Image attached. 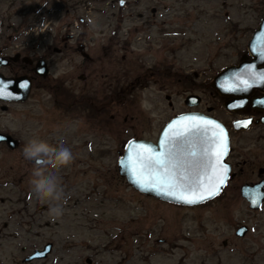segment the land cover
Returning a JSON list of instances; mask_svg holds the SVG:
<instances>
[{"label": "rangeland", "instance_id": "obj_1", "mask_svg": "<svg viewBox=\"0 0 264 264\" xmlns=\"http://www.w3.org/2000/svg\"><path fill=\"white\" fill-rule=\"evenodd\" d=\"M123 2L0 0V32H47L52 47H63L62 39L74 32L82 36L93 53L111 48L109 58L117 70L121 69L120 61L130 39L134 40L130 46L134 53H147L156 60L155 48L147 50L143 43L145 23L138 13L151 16L153 22L144 29H149L154 39L161 25L158 17H173L180 29L188 32L190 42L181 55L193 58L195 68V74L191 72L194 81L184 80L174 86L179 94L173 98V107L162 95L147 89L129 108L122 106L123 102L110 105L116 118H110V122L108 116H100L95 121L104 130L87 124L84 113L66 115L51 97L44 110L38 112L46 129L42 137L32 133L38 124L33 122L29 103L23 106L22 114L15 112L18 106L0 110L2 127L12 133L23 129L21 147L0 146V263L88 264L86 259L90 257L95 264H264V204L254 210L241 194L245 182L259 178L258 168L264 166V141H255L250 132L237 135V174L223 193L198 206L162 202L128 188L119 180L117 153L132 134L152 136L175 112L200 110L221 120L227 118L224 97L210 82L225 66L238 60L239 47H246L254 29L259 28L264 0ZM175 5L183 6L179 15ZM154 6L158 12L153 16ZM45 18L47 24L40 31L39 24ZM72 50L71 55L77 57ZM53 69L57 76L62 65L57 62ZM97 86L100 90L103 87L101 83ZM157 87L154 84V91ZM190 93L201 97L199 106L186 105ZM127 114L134 119L125 121ZM124 128H130L131 133H124ZM33 137L49 139L52 146L63 140L74 156L69 165L49 169L61 178L69 197L59 218L49 215V201L31 192L29 180L34 165L24 159L23 146ZM113 192L116 196L122 192L123 205H114L110 198ZM103 196L107 205L98 208ZM244 224L249 232L237 237L236 229ZM47 242L54 244L52 253L30 263L23 261Z\"/></svg>", "mask_w": 264, "mask_h": 264}, {"label": "flooded vegetation", "instance_id": "obj_2", "mask_svg": "<svg viewBox=\"0 0 264 264\" xmlns=\"http://www.w3.org/2000/svg\"><path fill=\"white\" fill-rule=\"evenodd\" d=\"M181 7L183 6L175 5L176 14H180ZM157 12V7H152L151 14L154 16ZM138 14L145 23L142 28L144 36L143 38L141 36V38L147 50L155 48L154 55L156 60H152L147 53H134V50L130 48L134 40L132 41L130 39L127 41L128 45L125 46V52L120 61V64H122L121 69L118 70L112 58H109L112 55L110 54L111 48L103 47L100 50H95L97 53H93L94 50L85 44L82 36L74 32L67 33L62 39L63 47H52L51 42L47 41L50 37L47 32H40L38 35L31 32H0V81L6 82L9 80V82H16V80H19L17 81L18 84L16 87L23 91L20 90L19 94L26 97L22 99L0 96V110L8 111L9 109L11 110L9 106H18L20 109L15 110V112L22 114L23 106L29 103L32 115L35 116V120L32 118L33 122L38 124V126H33L34 128L31 129L32 133L35 136L42 137L43 135L45 136L44 132H46V129L42 121L43 116L38 115V112L39 110H44L49 97H51L50 99L54 101L53 103L57 104L66 115L74 116L78 113H84L87 124L92 125L93 129L96 128L97 130L105 129L102 124L98 126V123L95 122L100 116H108V121L110 122V118H116V111H110V105L115 103L121 104L123 102L122 106L126 105L129 108V104L135 100L138 101L139 94H141L140 98H142L147 89H152L154 93L162 95L168 101L169 106L173 107V98L179 94V91L174 92V86L179 82H185L187 80L194 81V59L188 55H181V50L190 42L187 36L188 32L180 29L178 21L174 20L175 18L171 17L166 20L165 18H161L162 16H159L161 25L157 26L159 34L154 39L151 31L144 29L145 26L153 22L151 21V16L142 12ZM262 19L260 20L262 21ZM257 29H254L252 37ZM136 37L139 38L140 36ZM249 42L246 47L243 44L239 47L238 52L240 56L232 65L252 58L249 54ZM71 49L76 52L77 57L71 55ZM57 62L62 65V70L56 76L53 68ZM183 63H186V65H183ZM226 67L228 65L224 68ZM191 72L194 73L193 76ZM21 82H27L29 87L27 89L21 88ZM97 83L103 85L101 90L97 86ZM104 84H106V87ZM154 84L158 85L155 91L153 89ZM262 87H264V84ZM223 97V105L226 109L227 118L220 120L229 132L231 143L227 156V161L232 166L229 183L237 174L234 169L239 162L235 160L234 142L236 136L250 132L254 134L253 139L255 141H264V88L255 87L247 97H245L244 92L239 94V102L237 103L236 110L227 109L225 102L229 97ZM191 111H198L210 115V112L207 111V113L200 110L175 112L163 120L158 130L152 136H144V134L138 132L132 134L133 136H130L121 146V149L117 150L119 158L124 153L125 146L132 140H146L155 144L153 145L155 147H177L174 143V136H166L168 132L166 128L176 117ZM129 117L132 120L134 119L133 116L127 114L124 120L128 121ZM237 121L241 122L239 129H236L234 126ZM244 121H251V123L245 127L242 124ZM123 131L124 133H131L130 128H124ZM22 132V128H17L12 133L7 127L0 125V133L11 135L17 142L16 147H21L23 143ZM48 132H51V130ZM98 132L108 134L105 131ZM41 140L51 145L49 139L47 141L46 138ZM161 141L162 143L160 144ZM2 145L9 146L7 142H1L0 146ZM258 169L259 178L255 181H247L245 183L254 184L264 179V171L261 172L264 166H260ZM119 180L124 184L126 183L128 188L132 187L127 179L121 175ZM135 191L147 197V195L137 190ZM148 197L153 198L151 196ZM110 198L114 205H123V201H121L123 200L122 192L117 196L113 192ZM105 200L106 197L103 196L102 201H100L97 207H105L107 205ZM240 226L236 229V236L244 237L249 231L244 236L237 235V230ZM46 244L41 248H44ZM53 248L54 244H52L50 253L53 252ZM87 259L91 260V263L88 264H95L92 258L88 257Z\"/></svg>", "mask_w": 264, "mask_h": 264}, {"label": "water", "instance_id": "obj_3", "mask_svg": "<svg viewBox=\"0 0 264 264\" xmlns=\"http://www.w3.org/2000/svg\"><path fill=\"white\" fill-rule=\"evenodd\" d=\"M123 3L121 2V5ZM249 52L251 59L230 65L213 78L211 85L222 96L229 97L225 102L227 109H237L238 95L242 92L247 97L255 87L264 88L262 87L264 79L261 76L264 74V18L249 42ZM17 81L19 80L10 83L7 91L11 93V96L8 97L25 99L24 95L19 94L21 89L16 87ZM200 103L201 97L195 94L189 95L186 99V104L191 107ZM187 116H202L216 121L227 133L228 150L224 162L228 165V172L225 183L220 186V190L215 195L204 200H199V195L203 193L208 196V192L214 191L219 185L223 175L213 167L215 161L213 141L220 130L213 125L184 119ZM240 124L239 121L235 122V128L239 129ZM166 130L168 131L166 136H174L177 147H155L153 146L155 144L146 140H133L127 144L125 152L119 159L120 175L138 191L176 204L197 206L216 198L224 191L232 172V166L227 161L231 143L226 126L214 116L192 111L176 117ZM0 136L5 138L2 141H7L11 148L16 147L17 142L11 135L0 133ZM157 160H162L164 163L156 164ZM152 184L156 187L152 188ZM169 192L173 194L169 195ZM241 194L248 201L250 208L260 209L264 203V179L254 184H243ZM187 200L198 202L188 203ZM247 231L248 226L243 225L238 229L237 235L244 236ZM51 250L52 243H48L44 250H36L24 261L30 262L44 258ZM87 262L91 263V260L87 259Z\"/></svg>", "mask_w": 264, "mask_h": 264}, {"label": "clouds", "instance_id": "obj_4", "mask_svg": "<svg viewBox=\"0 0 264 264\" xmlns=\"http://www.w3.org/2000/svg\"><path fill=\"white\" fill-rule=\"evenodd\" d=\"M47 24L45 18L39 29L43 31ZM40 34V32H36ZM23 157L33 162V169L29 180L31 192L39 199L49 201V215L59 218L63 214L64 205L68 200V193L62 187L61 178L49 169H58L69 165L73 159L72 150L61 140L56 146L33 137L23 146Z\"/></svg>", "mask_w": 264, "mask_h": 264}, {"label": "snow or ice", "instance_id": "obj_5", "mask_svg": "<svg viewBox=\"0 0 264 264\" xmlns=\"http://www.w3.org/2000/svg\"><path fill=\"white\" fill-rule=\"evenodd\" d=\"M123 3V0H121ZM262 79H264V74H261ZM11 82H4L0 81V96H11V93L7 91L9 88ZM21 88L27 89L29 87L27 82H24L20 85ZM184 119L191 120V121H199L201 124L204 125H213L215 128L219 129V133L216 134V138L213 141L214 144V151L213 155L215 156V161L213 163V167L217 169L220 173L223 175L220 178L219 185L216 187L214 191H209L208 196H205L203 193L199 195V200L207 199L208 197L215 195L219 190L220 186H222L225 183L226 180V174L228 172V165L224 162V157L227 155V133L224 131L222 126L213 120L207 119L202 116H187ZM251 123V121H244L242 122L243 126L247 127V125ZM206 131V129H205ZM5 138L3 136H0V141L4 140ZM156 164H163L164 161L157 160L155 161ZM152 188H155L156 185L152 184ZM169 195H172L173 193L169 192ZM188 203H195L198 202L196 200H187Z\"/></svg>", "mask_w": 264, "mask_h": 264}]
</instances>
